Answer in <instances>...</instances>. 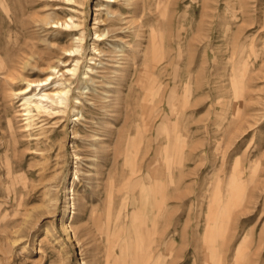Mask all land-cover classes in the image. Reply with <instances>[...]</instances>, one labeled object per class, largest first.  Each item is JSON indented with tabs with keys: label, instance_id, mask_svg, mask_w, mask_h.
I'll use <instances>...</instances> for the list:
<instances>
[{
	"label": "rangeland",
	"instance_id": "1",
	"mask_svg": "<svg viewBox=\"0 0 264 264\" xmlns=\"http://www.w3.org/2000/svg\"><path fill=\"white\" fill-rule=\"evenodd\" d=\"M0 264H264V0H0Z\"/></svg>",
	"mask_w": 264,
	"mask_h": 264
},
{
	"label": "bare ground",
	"instance_id": "2",
	"mask_svg": "<svg viewBox=\"0 0 264 264\" xmlns=\"http://www.w3.org/2000/svg\"><path fill=\"white\" fill-rule=\"evenodd\" d=\"M68 1V0H67ZM114 1V0H113ZM111 2V1H109ZM134 11V10H133ZM109 25H113L117 21V17L111 16L109 19H107ZM56 25H60L61 27L69 28L71 30H77L79 26V22H76L72 16L67 17L63 21H56ZM55 27V26H53ZM58 27V26H57ZM102 35H105L104 32L101 31V33L97 34V37H101ZM83 34L82 31L79 33V36L75 38L77 40L78 45H75L74 47H71L69 49H66V56H72L73 64L71 67H66L65 71H62V73L58 75L59 69L58 64H56L54 61L50 59V56L48 55L47 51H35L31 49L29 50V54H36V57H34L33 62L35 64L45 63L46 65V76L45 78L40 81L37 85L33 82H27L26 86L21 89V94H23L24 98V104L27 106V114L31 112V109L41 112L46 111L49 109L50 106L55 105L56 107L54 109H57L56 112H65L68 105H70V101L73 99L75 101V104L80 103L76 97H71L69 94L70 89L67 88L71 84V81L77 78L78 71H79V60L76 58L78 54L81 53L82 50V41H83ZM102 40V39H98ZM94 49V52L97 51V49ZM100 53V51L98 52ZM57 76V77H56ZM61 76V77H60ZM57 78H63V79H57ZM76 81V80H75ZM53 83L57 89L53 90L51 93L44 92L43 89H41L46 84ZM39 91L36 93L33 91V87H39ZM72 102V101H71ZM50 103V105H48ZM72 199V198H71Z\"/></svg>",
	"mask_w": 264,
	"mask_h": 264
}]
</instances>
